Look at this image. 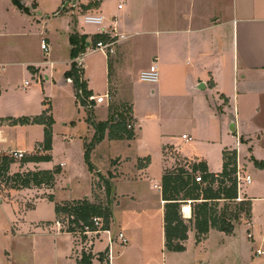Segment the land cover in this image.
<instances>
[{
    "label": "crops",
    "instance_id": "crops-1",
    "mask_svg": "<svg viewBox=\"0 0 264 264\" xmlns=\"http://www.w3.org/2000/svg\"><path fill=\"white\" fill-rule=\"evenodd\" d=\"M29 1L33 0H26L23 5L28 6ZM95 1L98 0H78L74 6L72 0H61V4H56L51 12H45V15L40 14V16L44 15V19L49 20L58 18L63 12L69 11L68 14L71 16L81 15L83 19L85 16L100 17L102 19L100 25L87 24L84 21L85 25L95 28L93 36L101 35L102 28L103 31L115 29L116 34L125 37L119 40L116 53L112 56L89 50L88 46L86 52L80 56L84 79L87 81L88 89L92 91V97L96 102L94 110L96 122L108 121L112 113L114 100L124 99L125 103L132 107L134 138L131 140H110L107 132L104 140L96 144L94 149L102 144L119 142V144H126L128 149L133 151V155L131 157L120 156L116 161L112 159L105 174L95 167L90 175V193L82 198L72 196L65 200H57L53 194L54 186L50 189L52 190L51 195L54 197V203L63 205L73 200L85 198L93 200L94 198L91 197L94 196L96 190L97 175L108 178L109 174L112 173L115 176L111 180L113 183L118 180L137 179L140 172L146 173L145 164L143 165L140 162L141 158H136L134 154L133 142L141 134L142 138H145L142 119L149 120L150 117H155V114H150L152 113L150 112L139 120L135 117L134 111L137 109L138 115H143L145 108L151 106L150 101L155 100L156 106H153L152 110L160 113V99H172L177 109L184 107L189 116L201 113L200 115L206 117L205 121L208 122L214 132H217L218 129L222 133L228 131L232 138L236 140L235 149H224L221 170L212 172L205 161L198 158L194 160L181 157L176 147L170 145V143H162L159 128L153 143L162 144L163 147V176L166 172L174 170L172 166L175 163L172 160L173 157H171L174 153L178 154L183 160H188L187 162L191 161L190 163L204 162L207 164L210 173L220 174L224 165V152L236 151L238 172L243 177L249 176L251 178L250 183L244 181L246 187L250 186L253 183L252 172L259 169L254 165V161L264 162V0H103L98 7H89ZM66 3L68 5L62 8V5L64 7ZM34 6L37 7L38 3L35 2ZM70 6H72L71 9ZM0 8V32L8 35L10 32L18 30L21 26L20 19L24 10L16 5L15 0H0ZM60 10L62 11L60 12ZM56 33H53L50 29L46 35H43L44 38L41 40V44L43 40L47 43L48 51H43L48 55L54 52L53 56H56ZM85 33L81 32L80 34ZM72 34L73 32L69 30V27H65V40L69 38L67 41L69 48L67 57L69 58L51 60L49 55L47 61L43 63L49 67L50 72L49 75H45L46 83L43 84L41 89V98H47L40 106L41 114L44 110L50 108L56 123L58 119H56L55 112H53L50 105L51 100L56 99L55 97L62 99V101L65 100V105H69L70 113H72V105L74 104L79 112H83L80 119L83 123L81 130L90 134V139L93 140L95 130L86 121L88 112L78 104L73 85L65 77L66 72L71 69L72 63L76 62L78 64V58L80 57L75 60L72 59ZM85 35L89 36L88 41L93 37L89 33ZM17 53L19 54V51ZM96 55H99L100 57L97 58L101 59L93 60L92 58ZM2 58L5 62H0V74L6 70L10 63L8 61L11 60L3 55ZM109 61L111 62V70ZM152 66L156 67L157 81L154 83L143 82L140 78L141 73L149 70ZM145 83L150 85L149 88L144 85ZM26 87L28 88L29 84L25 85ZM2 95L3 92L0 91V99ZM66 95L69 98L65 99ZM40 108L38 107V109ZM71 119L72 117L65 121L72 123L74 120ZM156 122L158 123V121ZM54 126L55 124L53 130ZM231 127H234L235 130L232 131ZM23 128H40L43 129L44 135V127L41 125L9 126L7 124L0 125V134H3L6 129L25 130ZM150 130L152 134L155 133V128L152 125H150ZM191 132L193 134L197 132L196 122L192 124ZM181 139L185 144H190L194 140L192 136L185 133L181 135ZM3 141L5 139L1 138L0 144ZM54 143L55 141L52 143L51 156L54 151ZM37 149L35 148L34 151L20 149V151L25 153V158H29L36 155V152H43L41 146ZM8 150L10 151L11 147H8ZM9 151L7 153L5 151V154L0 155V158L9 156ZM142 159H147V157ZM42 163L44 162L24 163V168L20 172H25V170H48L41 169ZM244 165L246 166L244 167ZM66 166V163L59 165L60 168ZM245 169L246 172H244ZM10 173L14 174L11 169ZM154 188L161 191L162 194V183L161 186L154 185ZM35 190L37 188L13 190L7 189L4 185L0 187V214L3 219H7L11 229L8 231L0 230V250L4 253L0 255V264H37L41 260V255L44 256L43 260H48L51 264H77V261L82 257L81 244L72 233L64 231V228L58 225L56 213L54 221L45 223H32L30 225L21 219L24 209L33 205L28 203V199L37 197ZM13 192L25 193L20 198L21 202L16 211L10 208L7 209L5 207L7 203H4L5 199H10ZM239 195H241L240 192ZM37 199H48V197L43 195L37 197ZM247 199L252 200L255 198H249L247 195ZM239 200H241V197ZM116 201V205H118L120 200L117 197ZM162 203L165 204L163 198ZM185 216L184 218L191 219L192 212L190 211L189 216ZM114 218L113 209V220L110 226L111 234L115 223ZM2 225L1 220L0 229L3 228ZM245 225L248 228L247 238L255 241L253 233L255 223L252 220ZM119 227L121 228V226ZM36 230H43L47 232V235L49 234L54 238L53 253L51 247H48V250L51 251L49 254H45L43 250L37 251L36 240L39 237H36ZM212 231L217 230H211L202 242L197 243L196 231L189 229L188 239L183 243L185 251L173 252L165 249V259L173 264H198L199 252H201L202 245L207 242ZM8 232L12 242L6 243L4 239L6 240L7 237L3 239L2 233L6 235ZM129 233L132 234L130 231ZM258 233L261 234V242H264V229L260 227ZM104 234L106 233H102L92 242L90 248L94 257L92 264L155 263L149 255L142 257L138 253H134L132 249L124 250L125 247L116 245L117 243H113L110 247L108 237L107 248L103 252L95 253V242ZM43 235L45 234L43 233ZM124 235L126 236L125 232ZM163 237L165 246L164 206ZM126 238L128 239L127 236ZM192 238L196 247L190 252L187 250V246L192 242ZM29 241L30 244H26ZM129 243L130 240L128 239L126 245ZM38 244L40 245V241H38ZM257 250L263 251L261 249ZM42 264H45V262Z\"/></svg>",
    "mask_w": 264,
    "mask_h": 264
},
{
    "label": "rangeland",
    "instance_id": "rangeland-1",
    "mask_svg": "<svg viewBox=\"0 0 264 264\" xmlns=\"http://www.w3.org/2000/svg\"><path fill=\"white\" fill-rule=\"evenodd\" d=\"M21 2V7H18L24 11H22L23 14L20 19V28L10 32L8 35L0 32V62H5L2 55L7 59H11L8 61L10 63L6 67V70L0 74V91L3 92L0 99V119L22 118L41 114L40 106L47 99L46 97L41 98V89L43 88V84L46 83L45 75H49L50 72L49 67L43 63L47 61L49 55L51 60L69 58L67 57V50L69 49L67 41L69 38L65 40V27L67 28L68 26L69 30L73 33L79 32L78 34H80L81 32H86L85 34L89 33L91 36L95 34V28L85 25L83 16H71L68 14L69 11L63 12L58 18L45 20V12H51L56 4H61V0H35L38 3L37 7L34 6V0L29 1L27 3L28 6L23 5V2H26V0ZM69 8L71 9L72 6ZM40 14L44 15L40 16ZM38 20L40 21L38 22ZM50 29H52L53 33L57 32L55 34L57 44L56 56H53L54 52L48 55L41 50L43 35H46ZM17 51H19V54ZM97 57L100 56L96 55L92 59H101ZM135 75L137 74L135 73ZM26 82L29 84V87H26L27 89L25 88ZM144 85L147 88L150 86L146 83ZM55 98L50 103L53 112H55V117L58 119L54 123L53 130L54 151L52 152L51 162L42 163L41 169L59 170V173L56 175L55 188L42 186L35 191L37 192V197H42L43 195L49 197L52 193L50 189L54 188L53 194L57 200H65L72 196L82 198L90 193V175L93 172L90 170V165L94 167V170L97 167L105 174L112 159L116 161L120 156L131 157L133 151L129 150L124 143L102 144L96 149H94V146L90 152L89 161H87L85 157L86 145L88 142L91 143L92 140L90 139V134L81 130L83 123L80 119L83 116V112H79L73 104L72 113H70L69 105H65V100L62 101V99ZM64 98L67 99L69 97L66 95ZM150 103L151 106L145 108L143 115H138L137 109L134 111L135 117L139 118V120L150 112H152L150 114H155V117H150L149 120L142 119L145 123H143L145 138H142L141 134L133 142L134 154L136 158H141L140 162L143 165L145 164L144 168H146L147 172H140L137 179L118 180L117 182L114 181V184L111 182L113 187L115 185V190L112 189L110 196L106 195L104 189H96L94 196L91 197L94 199L89 200L104 207L109 205L112 213L114 209L115 223L112 227V234L125 232L130 240L128 245L122 246L125 247L124 250L132 249L134 253H138L142 257L149 255L151 259H154V264H173L165 259V249L167 248H165L166 246L163 243L164 205L162 203L161 191L154 188L156 184L161 186L163 176V147L162 144L153 143L159 128L162 143H170V145L176 147L181 157L194 160L198 158L201 161H205L212 172L221 170L223 151L226 148L235 149L236 140L232 138V135L228 131L222 133L218 129L217 132H214L208 122L205 121L206 117L200 115L201 113L189 116L185 112L184 107L177 109L172 99H160V113L153 112L152 110L153 106H156V101L153 100ZM125 104L128 103H125L124 99L114 100L113 102V106L115 107H122ZM71 117L74 120L72 123L65 121ZM194 122L197 123V132L195 134L191 132V126ZM150 125L155 128L154 134L150 130ZM183 133L192 136L194 140L190 144H185L181 139ZM1 138L5 139L0 144V155H3L5 151L6 153L9 151L8 147H11L13 151H20V149L34 151L35 148L38 150L37 147L41 146L44 135L43 129L40 128L25 130L6 129L3 134H0ZM145 157L147 159H142ZM171 157H173L172 160L175 163L172 166V169H174L172 171L179 168L191 171L193 165V163H190L191 161L187 162L188 160H183L176 153L173 156L171 155ZM25 159L13 160L11 172L22 171ZM61 163H66L67 166L60 168L59 165ZM244 172H246V169ZM251 175L253 183L250 186L246 187L243 181L239 185L241 200L247 199V195L249 198H255L251 200L252 211L250 217L246 218L243 215L241 223L237 225L238 228L236 227L237 230L232 236L212 231L207 242L202 245L201 252H199L198 264H264V257H257L255 253L256 249L264 251V242H261V234L259 235L258 233L260 227L264 229V170L257 169ZM5 187L8 189V186L5 185ZM24 192H13L10 199L4 200V203H7L5 207L16 211L21 202L20 198L25 194ZM115 196L120 200L118 205H116ZM37 197L28 199V203L33 205L24 209L25 211L21 219L30 225L32 223L39 224L54 221L55 203L48 199L38 200ZM114 205L116 206L114 207ZM187 205L190 206V204ZM184 216L183 212V218ZM1 220L3 228L0 230H11L7 219H3V216L0 214ZM112 220L113 216L111 223ZM252 220L255 223V230L253 231L255 241L247 238L248 228L245 225ZM60 221L67 223L68 215H63ZM117 224L120 225L117 226ZM189 229L195 230L193 223L189 224ZM129 231L132 234H128ZM36 232V237H39L36 240L38 245L37 251L43 250L45 254H49L51 251L48 250V247H51L53 253L54 238L49 234L47 235V232L43 230H36ZM39 233L40 235H38ZM6 235L2 233L3 239L7 237L4 241L6 243L12 242L10 233L8 232ZM107 237L108 235L104 234L103 237L95 242V253L103 252L107 248ZM76 238L80 241L79 237ZM38 241H40V245ZM26 244L29 245L30 241ZM115 244L121 246L118 242H115ZM195 247L192 238V242L188 244L187 250L192 252ZM3 254L0 250V255ZM40 257L41 260L37 264H42L43 262L51 264L48 260L42 259L43 255Z\"/></svg>",
    "mask_w": 264,
    "mask_h": 264
},
{
    "label": "trees",
    "instance_id": "trees-1",
    "mask_svg": "<svg viewBox=\"0 0 264 264\" xmlns=\"http://www.w3.org/2000/svg\"><path fill=\"white\" fill-rule=\"evenodd\" d=\"M101 1L103 0L92 2L89 7H98ZM15 3L20 7L22 5L21 0H15ZM85 9L87 8L85 7ZM106 37L95 35L88 41V35L73 33L71 35L72 59L75 60L84 54L87 46L89 48L100 39H106ZM65 77L73 85L78 104L88 112L86 121L95 130L93 140L86 145L85 157L87 161H89L90 152L94 146L104 140L107 132L110 140H131L134 138V129L128 128L129 125L133 124L132 107L129 104L122 107L112 106V113L108 121L98 123L95 121L94 116L96 102L90 100L93 93L88 89L83 68L73 62ZM54 123L50 108L44 110L41 115L32 118L0 119V125H41L44 127V140L41 144L43 152L25 159L24 163L49 162L52 160ZM12 163L13 159L9 156L0 158V187L6 185L8 189L13 190L40 188L42 186L54 187L59 170H35L11 174ZM254 165L264 170L263 161H254ZM90 170L94 171V167L91 165ZM237 173V152L226 151L224 152L223 170L220 174L210 173L207 164L204 162L193 163L191 171L179 168L164 174L162 178V198L165 202L164 234L167 250L173 252L185 251L183 243L188 239L189 224L191 223H193L196 231V241L200 243L211 230L232 235L237 225L241 223L243 215L246 218L250 217L252 211L251 200H239ZM198 174L201 175L202 183L196 182V175ZM97 176L98 181L95 189H104L106 195L110 196L112 189L114 190L111 180L115 176L112 173L109 174L108 178L102 175ZM48 199L54 202L53 195H50ZM186 204H190L192 212V218L187 221L183 218L182 212V207ZM55 213L59 222H61L63 215H68L67 228L63 229L68 233H72L75 229L83 231L84 226L94 227V217L102 218L101 229L108 231L113 216L109 205L104 207L90 201L88 198L73 200L63 205L55 204ZM83 239L85 240L86 237H83ZM93 258L91 251H82V257L77 261V264H92Z\"/></svg>",
    "mask_w": 264,
    "mask_h": 264
},
{
    "label": "built area",
    "instance_id": "built-area-1",
    "mask_svg": "<svg viewBox=\"0 0 264 264\" xmlns=\"http://www.w3.org/2000/svg\"><path fill=\"white\" fill-rule=\"evenodd\" d=\"M101 18L100 17H95V16H85L84 21L87 24H94V25H100L101 24ZM116 30L112 29L111 31L108 30H102L101 28V35L103 36H107L106 39H100L95 45H91L89 47V50L92 51H99L101 53H103L106 56H112L116 53V46L119 42L120 39H124L125 37L123 35H118L115 33ZM41 49L44 51H48V46L47 43L45 42V40L42 41L41 44ZM82 56V55H81ZM81 56L78 58V65L81 66ZM0 71H1V65H0ZM141 80L143 82H148V83H154L157 81L158 79V73L156 71V67L152 66L149 70L144 71L141 73ZM25 85H28V82L25 83ZM90 100H94V97H91ZM95 101V100H94ZM129 129H134V125L131 124L128 126ZM9 157L12 158L13 160H22L25 158V153L22 151H13L10 150L9 151ZM237 179H238V184L240 185V183L243 181H245L246 183H250L251 182V178L249 176L247 177H243L240 172L237 173ZM196 182L197 183H202V179H201V175H196ZM59 226H62V228L66 229L67 228V223H62V222H57ZM93 224L94 227H90V226H84L83 231H81L80 229H75L72 234L75 237H79L80 238V244L82 245V248L84 247L83 250L81 251H86L89 252L92 242L98 237L100 236L102 233H106L108 235V240H109V246L111 247V245L115 242H118L120 245L124 246L128 243V239L126 238V236L124 235L123 232H118L115 235L111 234V229L108 231H103L102 228V218L100 217H94L93 218ZM83 237H86V239L84 240ZM256 255L257 256H264V252L257 250L256 251Z\"/></svg>",
    "mask_w": 264,
    "mask_h": 264
},
{
    "label": "bare ground",
    "instance_id": "bare-ground-1",
    "mask_svg": "<svg viewBox=\"0 0 264 264\" xmlns=\"http://www.w3.org/2000/svg\"><path fill=\"white\" fill-rule=\"evenodd\" d=\"M190 211H191V209H190V206H184V209H183V212H184V214L186 215V216H189L190 215Z\"/></svg>",
    "mask_w": 264,
    "mask_h": 264
},
{
    "label": "water",
    "instance_id": "water-1",
    "mask_svg": "<svg viewBox=\"0 0 264 264\" xmlns=\"http://www.w3.org/2000/svg\"><path fill=\"white\" fill-rule=\"evenodd\" d=\"M77 1H78V0H72V5L75 6V5L77 4ZM67 5H68V3H66V4L64 5L63 8H65ZM233 126H234V125H233ZM231 130L234 131V130H235L234 127H231Z\"/></svg>",
    "mask_w": 264,
    "mask_h": 264
}]
</instances>
